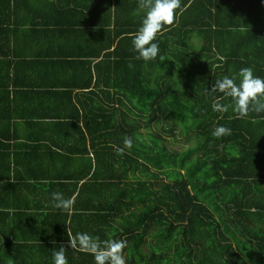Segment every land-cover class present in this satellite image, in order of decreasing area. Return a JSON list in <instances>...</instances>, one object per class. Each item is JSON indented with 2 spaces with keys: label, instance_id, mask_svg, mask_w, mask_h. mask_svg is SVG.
<instances>
[{
  "label": "trees",
  "instance_id": "1",
  "mask_svg": "<svg viewBox=\"0 0 264 264\" xmlns=\"http://www.w3.org/2000/svg\"><path fill=\"white\" fill-rule=\"evenodd\" d=\"M255 1L181 0L185 10L157 37L163 59L143 61L131 43L143 17L139 0H108L99 44L95 38L85 60L77 59L87 78L63 83L62 92L77 86L90 96L82 120L91 156L76 175L42 183L64 199L77 191L72 214L67 221L52 203L59 220L31 237L36 244L11 241L0 229V264H54L61 247L67 264H97L98 255L110 264L112 242H123L124 264H264V112L237 118L230 98L206 91L225 75L238 83L241 68L258 66L264 74L257 59L264 50L225 51L216 41L231 33L241 45L243 33L258 30L250 17ZM121 5L139 10L133 21L121 15ZM15 6L16 0H0L1 113L11 105L10 72L20 58L11 48L20 23ZM53 56L36 70L64 68L68 55ZM218 98L227 111H213ZM219 125L231 134L213 136Z\"/></svg>",
  "mask_w": 264,
  "mask_h": 264
},
{
  "label": "crops",
  "instance_id": "2",
  "mask_svg": "<svg viewBox=\"0 0 264 264\" xmlns=\"http://www.w3.org/2000/svg\"><path fill=\"white\" fill-rule=\"evenodd\" d=\"M107 2L16 0L15 12L20 23L11 48L20 58L10 72L16 85L11 88V105L4 110L1 108L3 113L0 112L10 116L8 122L6 118L0 120V210L4 211L0 229L11 241L19 238L18 243L36 244L38 242L32 236L40 234L44 227H55L60 212L56 213L58 210L50 206L52 194L62 192L55 188L43 189L42 183L76 175L78 167L87 163V157L91 156L90 136L82 120V106L88 107L90 96L77 86L70 94L62 92L67 89L63 83L82 82L87 78V67L77 59L85 60L87 51L94 49L95 38L99 44L102 35L99 24L106 19ZM255 2V12L250 17L255 20L253 25L259 32L243 33L247 41H242L241 45L235 44L231 33H220L216 40L220 49L244 53L264 50L261 48L264 44L263 1ZM138 12L121 5V15L129 21H133ZM57 52L68 55L64 68L57 67L56 72L44 73L36 70L57 59L53 56ZM49 54L52 57H48ZM257 59L263 62L264 55L258 52ZM251 69L254 75L264 78L258 66ZM30 83L43 85L39 88L25 86ZM57 83H60L59 87L53 85ZM85 149L88 156L82 154ZM65 211L68 221L71 206ZM52 214L55 216H50Z\"/></svg>",
  "mask_w": 264,
  "mask_h": 264
},
{
  "label": "clouds",
  "instance_id": "3",
  "mask_svg": "<svg viewBox=\"0 0 264 264\" xmlns=\"http://www.w3.org/2000/svg\"><path fill=\"white\" fill-rule=\"evenodd\" d=\"M138 8L143 11V17L131 40L132 48L137 54L136 58L143 61L163 59L157 37L162 31L168 30V26L174 25L185 8L181 6V0H139ZM238 77L237 83L236 76L225 75L216 79L211 89L206 91L220 93L223 97L230 98L232 110L237 118L246 117L250 111L264 112V78L254 75L250 67L241 68ZM212 108L213 111L225 112L228 105H222L218 98ZM230 134L231 129L223 125L217 126L212 133L217 138ZM132 143L130 137L123 140L127 148H131ZM117 151L123 149L118 148ZM52 203L53 207L66 210L72 201L64 199L60 193H53ZM123 246V242H112L111 247L116 250V254L111 258L110 264H124L123 257L119 255V249ZM96 259L97 264H104L99 255ZM53 261L54 264H67L63 247L53 253Z\"/></svg>",
  "mask_w": 264,
  "mask_h": 264
},
{
  "label": "rangeland",
  "instance_id": "4",
  "mask_svg": "<svg viewBox=\"0 0 264 264\" xmlns=\"http://www.w3.org/2000/svg\"><path fill=\"white\" fill-rule=\"evenodd\" d=\"M144 135H146V131H144ZM178 146L180 147V146H182L181 144H178Z\"/></svg>",
  "mask_w": 264,
  "mask_h": 264
}]
</instances>
